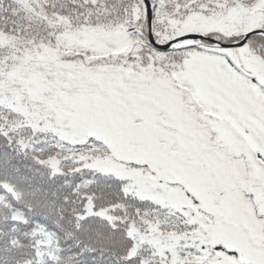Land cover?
Instances as JSON below:
<instances>
[{
    "label": "snow or ice",
    "instance_id": "obj_1",
    "mask_svg": "<svg viewBox=\"0 0 264 264\" xmlns=\"http://www.w3.org/2000/svg\"><path fill=\"white\" fill-rule=\"evenodd\" d=\"M0 264H264V0H0Z\"/></svg>",
    "mask_w": 264,
    "mask_h": 264
}]
</instances>
